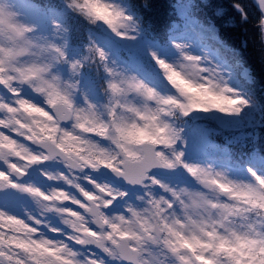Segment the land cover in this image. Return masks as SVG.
I'll return each instance as SVG.
<instances>
[{"label": "snow or ice", "instance_id": "obj_1", "mask_svg": "<svg viewBox=\"0 0 264 264\" xmlns=\"http://www.w3.org/2000/svg\"><path fill=\"white\" fill-rule=\"evenodd\" d=\"M193 7L210 43L132 0H0V264H264V99Z\"/></svg>", "mask_w": 264, "mask_h": 264}, {"label": "trees", "instance_id": "obj_2", "mask_svg": "<svg viewBox=\"0 0 264 264\" xmlns=\"http://www.w3.org/2000/svg\"><path fill=\"white\" fill-rule=\"evenodd\" d=\"M186 1L194 5L190 9L193 16L201 24H214L219 31V38L229 48L236 49L244 65L250 69L255 77L254 91L258 98L264 99V61L261 58V46L257 39V31L254 22L259 16L252 0H238L249 12L248 23L241 21L240 14L233 7L234 0H149V7L144 8L141 0H132L134 6L143 17L145 24L150 25L151 36L161 43L168 40L169 25L175 20V5L178 2ZM60 0H22L24 4L48 7L58 4ZM178 28L180 24H176ZM87 27V26H85ZM83 40L88 37L85 34ZM210 43V41H207ZM118 55L123 52L117 47ZM216 142L223 140V135L215 137Z\"/></svg>", "mask_w": 264, "mask_h": 264}, {"label": "rangeland", "instance_id": "obj_3", "mask_svg": "<svg viewBox=\"0 0 264 264\" xmlns=\"http://www.w3.org/2000/svg\"><path fill=\"white\" fill-rule=\"evenodd\" d=\"M21 3H22V0H21ZM24 4V3H22ZM181 4H188L186 1H183V2H178L176 5H175V12H174V17H175V20L174 23L175 24H180L181 27L180 29L182 30H185V31H188L189 34H188V37L190 39L191 42H198V41H202L204 43H209L207 42V38L206 36H204L203 34H201V32L199 31L198 28H195V27H190V28H185L184 24H183V21L180 19V17L177 15V8L179 7V5ZM196 19V18H195ZM197 20V19H196ZM55 22V17L49 15L46 19H44L42 22H41V26L42 27H45V28H50L51 25ZM200 23V22H199ZM201 26L207 28L209 25H214V24H201ZM177 26V25H176ZM215 26V25H214ZM215 30H216V34L218 35L219 37V31H218V28L217 26H215ZM220 39V38H219ZM116 55H118L117 53H115ZM126 54V53H125ZM225 69H227V65L225 64L223 66ZM122 188L126 187V186H121ZM130 191V190H129ZM131 192V191H130ZM21 211H23L24 209L21 208L20 209Z\"/></svg>", "mask_w": 264, "mask_h": 264}, {"label": "clouds", "instance_id": "obj_4", "mask_svg": "<svg viewBox=\"0 0 264 264\" xmlns=\"http://www.w3.org/2000/svg\"><path fill=\"white\" fill-rule=\"evenodd\" d=\"M141 3L144 7L149 6V0H141ZM12 28V22H10L6 16L0 14V30H3L5 33H11Z\"/></svg>", "mask_w": 264, "mask_h": 264}, {"label": "water", "instance_id": "obj_5", "mask_svg": "<svg viewBox=\"0 0 264 264\" xmlns=\"http://www.w3.org/2000/svg\"><path fill=\"white\" fill-rule=\"evenodd\" d=\"M252 2H253V0H252ZM254 4V3H253ZM255 6V5H254ZM121 185H123V183H121Z\"/></svg>", "mask_w": 264, "mask_h": 264}]
</instances>
